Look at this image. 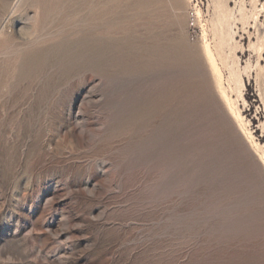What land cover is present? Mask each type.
Listing matches in <instances>:
<instances>
[{"label": "rangeland", "instance_id": "obj_1", "mask_svg": "<svg viewBox=\"0 0 264 264\" xmlns=\"http://www.w3.org/2000/svg\"><path fill=\"white\" fill-rule=\"evenodd\" d=\"M0 264H264V0H0Z\"/></svg>", "mask_w": 264, "mask_h": 264}]
</instances>
